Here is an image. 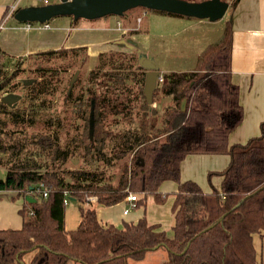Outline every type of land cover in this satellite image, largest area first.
Wrapping results in <instances>:
<instances>
[{"label": "trees", "instance_id": "obj_1", "mask_svg": "<svg viewBox=\"0 0 264 264\" xmlns=\"http://www.w3.org/2000/svg\"><path fill=\"white\" fill-rule=\"evenodd\" d=\"M225 1L230 3V18L221 39L199 55L195 69L164 76L160 92L163 98H171V104L166 106L160 125L152 115L154 111L148 113V102L142 90L145 104L137 127L118 134L105 130L102 125L108 115L128 117L132 114L127 107L129 99L126 102L123 97L128 95V82H135L137 75L133 67L127 65L124 53H101L97 57L89 85L94 87L100 80L102 93L98 94L92 86L88 91L96 106L94 141L81 143L85 155L92 157L94 167L97 162L112 166L115 161L130 156L116 184L104 181L102 173L91 169H63L59 173L46 168L42 172L43 166L37 161L34 163L32 155L20 159L16 149L21 148L22 152L24 146H18L13 134L3 130L1 125L5 122L0 120V153L10 155L5 177H0V192L16 193L11 198L24 199L19 210L22 227L0 229V264H27L25 256L30 253L33 257L29 264H130V260L141 261L159 248H165L168 253L165 264H259L253 236L264 231V123L259 137L246 144L230 145V135L243 122L244 109L240 103V88L232 73L231 19L239 0ZM136 10L149 9L136 8L120 18H127L128 13ZM80 49L83 48L48 50L38 55L50 62ZM131 51L139 52L134 46ZM39 71L41 77L46 78L50 69ZM12 79L0 70V93L9 88ZM32 81V95L44 94L50 88L46 80ZM23 82L26 86V81ZM20 101L13 93L0 101V112L11 115L14 124L25 123L24 108L34 105L29 102L20 107ZM184 101L185 110H182ZM16 103L15 110L8 109ZM149 115L153 117L149 119ZM4 136L9 144L4 143ZM57 140V137L54 141L37 140L35 146L39 153L51 157L52 165L60 162L64 167L70 150L58 146ZM108 142L113 145L111 156L107 152ZM190 155L230 157L224 170L208 175L209 180L214 176L222 178L220 189L211 185V193H205L198 183L181 180V165ZM168 181L178 184L171 207L173 237L159 224H149L146 216L137 222H123L121 226L103 224L99 220L97 206H116L130 193L138 197L135 208L145 207L148 195H152L157 204H164L167 197L159 190ZM41 187L46 190V197ZM66 194L70 201L81 204V222L72 231L66 228ZM27 196L36 202L27 201ZM92 198L97 199L95 204Z\"/></svg>", "mask_w": 264, "mask_h": 264}, {"label": "rangeland", "instance_id": "obj_2", "mask_svg": "<svg viewBox=\"0 0 264 264\" xmlns=\"http://www.w3.org/2000/svg\"><path fill=\"white\" fill-rule=\"evenodd\" d=\"M21 1L20 5L25 4H35V6L43 5V2L40 0H17ZM60 0H53V3H57ZM19 6V5H18ZM17 6V10H18ZM20 7V6H19ZM12 9V8H11ZM10 9V10H11ZM16 10V11H17ZM15 11V12H16ZM136 12H130L127 14L129 17L133 18V13H136L135 18V28H139L138 31L140 35L143 33L149 36L150 47L148 48V53L142 52L138 48L139 52H133L131 49L123 46L120 48H115L113 51L107 53H117L121 52L127 58V65L132 66V70L137 75V78L134 81L128 82V95L123 97L126 102L129 99V111L132 114L128 117L108 115L103 123V127L108 132L112 134H118L123 132L128 128H135L139 124L141 118L143 117L142 107L145 104L144 96L142 95V90L145 94L146 79L148 70L139 69L140 60L143 58L152 59L157 65V84L153 93L152 102H148L149 114L152 113L153 116L157 117L159 125L161 120L164 118L165 108L171 104V98L168 100L162 97L160 88L162 83L158 81L160 76H165L166 71H191L197 66L198 57L200 52L204 51L206 43H216L222 37L226 23L230 18V11L228 10L226 17L221 20H218L214 23H211L210 28H214L213 31L205 36L204 32L202 35L194 32L193 28H186L183 31V27L187 26H173L170 23L165 22L166 16L164 12L155 11V10H145L148 12L151 17L143 16L144 23L141 25L137 17H141L143 10H136ZM11 12V11H10ZM138 14V15H137ZM113 18H120L118 16H113ZM195 19L193 22H195ZM98 20V19H97ZM189 20V19H187ZM198 20V19H197ZM74 22L72 17L61 16L55 17L48 23L56 28L60 24L71 25ZM82 22H87L89 25L90 20L80 19L75 24H80ZM191 22V21H189ZM11 24H15L21 30L24 29L27 23H20L12 18ZM10 23L6 24L9 25ZM44 23V24H48ZM33 29L41 27L44 24L32 22L30 23ZM140 24V25H139ZM210 24V23H207ZM83 34L84 32L81 31ZM81 32L77 31V34ZM94 31L87 32L88 35L94 34ZM136 33V32H132ZM85 34V35H87ZM200 34V33H199ZM198 35V36H197ZM143 36V35H142ZM203 36V38H202ZM200 37L202 39H200ZM122 38L128 41L129 36L126 34L122 35ZM218 39V40H217ZM214 42V43H213ZM73 43L70 41V44ZM211 45V44H210ZM57 46V45H56ZM54 46V47H56ZM53 50V49H52ZM147 51V50H146ZM38 53L33 55H27L26 57L17 58L14 55L5 54L0 51V70L4 75L11 76L12 82L7 90H4L0 93V101L8 95V93H13V97H18L20 101L19 106L25 107L29 102H33L34 105H28L24 108L26 114L24 115L25 123L14 124L12 122L11 115L0 112V120H3L5 124H2L1 127L4 131L12 133L13 137L16 139L18 146L23 145V151H19L21 148L16 149L21 160L29 158L31 155V160L35 163L38 162L43 166L42 172L46 171V168L49 170L56 169L57 172L61 173L63 169L68 170H96L98 173L104 175V181L117 183L119 174L121 173L123 166L129 160V157L122 161H115L112 166H106L104 163L97 162L96 167L91 166L92 157L85 155L84 144L88 142L91 143L94 141V131L93 134H90V119L91 112L88 108L90 104V95L88 94L89 88H95L97 93H102V86L100 80L96 86L93 87V84L89 85V76L91 71L95 68L97 63V57L91 56L87 49L83 48L78 50L76 53L70 52L65 58H56L50 62L44 61L39 57ZM116 57L120 58L119 55ZM142 67V66H141ZM43 69H50L48 71L49 75L46 78H42L40 73ZM105 70H108L107 68ZM36 80V82H44L45 80L50 85V88L45 90L44 94H34L32 95V85H24L23 81ZM35 82V81H34ZM100 83V84H99ZM29 87V88H28ZM41 88L38 86V89ZM37 89V87H36ZM37 91H35L36 93ZM126 93V94H127ZM31 96L29 100L28 97ZM37 97V98H35ZM166 101H165V100ZM92 101V100H91ZM30 104V103H29ZM95 101H92V106ZM17 103L9 110H15ZM92 111V110H91ZM128 111V110H127ZM157 114V115H156ZM149 115V119L151 117ZM89 136V137H88ZM58 138L56 141L58 146L62 149L69 148L70 156L67 159L66 164L63 166L59 165L60 162L53 164L51 157L49 155H43L39 153L36 149L35 142L53 140ZM4 138V143L9 144V140ZM83 142V143H81ZM25 148V149H24ZM113 145L108 142L107 152L109 156L112 155ZM41 154V155H40ZM94 156V155H93ZM10 159L9 154L0 153V177H5V174L8 170V160ZM59 167L61 169H59ZM198 164L194 166L193 173L194 175L201 180L202 175L201 169L196 170ZM191 173L192 170L189 168ZM55 171V170H54ZM192 173V174H193ZM221 179L220 176H214L209 180L208 176L206 178L208 182V188L212 190V186L216 189H220V185L216 186L215 181ZM214 184H213V183ZM212 185V186H211ZM163 196H166V202L164 204H157L152 195L147 196L146 206L140 208L131 209V214H134L137 211H143L146 213L147 218L150 222L156 223L157 221L162 222L166 226L170 220L173 219L171 215V207L174 202V192L172 190H167L165 187H161L159 190ZM10 193V192H7ZM16 193H10L9 195L15 196ZM135 195V194H134ZM137 196V195H136ZM5 201H0V229H20L22 227V217L19 214V210L23 207L24 199L22 197L7 198L2 197ZM94 204V203H93ZM80 206L81 204L77 201H70L66 207V228L69 231L77 229L81 222L80 215ZM130 208V205H128ZM121 208H116L113 210V214L121 213ZM105 224V223H104ZM164 226V227H166ZM264 249V244L262 246ZM152 251L147 254L145 259L141 261L130 260V264H165L168 260L167 251ZM33 257V253L25 256L27 264ZM264 258V253H263ZM76 263V262H74ZM80 264V263H79Z\"/></svg>", "mask_w": 264, "mask_h": 264}, {"label": "crops", "instance_id": "obj_3", "mask_svg": "<svg viewBox=\"0 0 264 264\" xmlns=\"http://www.w3.org/2000/svg\"><path fill=\"white\" fill-rule=\"evenodd\" d=\"M17 2V0H0V22L3 20L6 10L9 8L11 9ZM20 4L21 1L19 2L20 7L18 6V9L35 6V4ZM10 11L11 10H9V14L3 20L2 26L0 27V51L7 55H14L17 58L52 49L60 50L73 48H86L91 56L98 57L101 53H107L115 50V48L123 47L124 45L118 42L125 40L122 38V35L126 33L129 36L127 42L131 46L141 49L142 52L146 54L150 47L149 36L144 33L142 34L143 36L140 35L138 32L140 27L137 29L135 28L134 16L136 13H139L137 11L132 14L133 18H131V15L127 18L119 19L108 16L98 20H92L89 25L86 24L87 22H79L80 24H75L76 22H73L71 25L60 24L58 27L53 28L48 23L49 27L42 25L35 29H33V27L28 29L26 25L22 30L18 26H15V24L10 23L15 14L14 12L11 15ZM143 16L151 17L148 12L143 11L142 16L138 18V20L141 19V25L144 23ZM192 19L194 20V18L188 17L166 16L165 22L173 26L187 25L183 27V31L186 30V28H193L195 29L194 32L198 33V35H202L204 32L206 36L210 30L213 31L214 28H210V25L214 22H210L206 19H195V22H193ZM231 20L233 26V80L240 88V103L244 109L242 124L229 138L230 145H234L246 144L250 139L259 137L261 135V125L264 123V0H239ZM8 23L10 24L6 26ZM77 31H83L84 34L82 32L77 34ZM89 31H94L95 33L88 35L87 32ZM132 32L136 33L132 34ZM202 38L200 37V39ZM220 38L221 37H218V39ZM70 41L73 43L70 44ZM210 44L212 43H206L204 50ZM201 53L202 51L200 54ZM166 72L168 74L181 71L169 70ZM166 99L168 100L169 98ZM229 163L230 157L228 155H190L181 165V180L183 182L194 181L200 185L205 193H211V189L207 187V176L210 172L224 170ZM197 164L198 167L196 170H202L201 180L193 173V171H195L194 166ZM189 168H191L193 174ZM221 183L222 178L215 181L216 186L220 185L221 187ZM162 186L167 190H172L174 193L178 190V184L172 181L165 182ZM10 193L0 192V198H10ZM0 201H5V199H0ZM127 204L129 205L125 200L113 207L97 206L99 220L103 224L121 226L123 222H137L144 216L147 217V211L143 213L142 210L134 214L129 212L128 215H124L123 211L128 208ZM121 207V213L113 214L114 209ZM171 215L173 219L170 220L169 218L167 226L159 221L152 223L148 218L147 220L151 225L159 224L170 237H173L172 227L174 225V215L172 211ZM253 243L257 253L258 263L264 264V249L262 248L264 244V231L253 236ZM162 249L166 251L165 248H159L155 251H162ZM69 264L79 263L71 262Z\"/></svg>", "mask_w": 264, "mask_h": 264}, {"label": "water", "instance_id": "obj_4", "mask_svg": "<svg viewBox=\"0 0 264 264\" xmlns=\"http://www.w3.org/2000/svg\"><path fill=\"white\" fill-rule=\"evenodd\" d=\"M230 7V3L225 0H205L192 2L188 0H60L57 3L40 6H29L18 9L14 14V19L20 23H48L55 17L69 16L75 21L80 19L97 20L108 16L122 17L126 12L145 8L160 11L178 16L209 20L216 22L225 17ZM127 48H133L126 40L118 42ZM140 65L148 70L145 94L149 103L157 84V65L154 61L143 58ZM33 81L25 83L30 85ZM184 101L182 110H185ZM95 123L94 104L91 111L90 134H93ZM27 201L36 202V199L27 196Z\"/></svg>", "mask_w": 264, "mask_h": 264}, {"label": "built area", "instance_id": "obj_5", "mask_svg": "<svg viewBox=\"0 0 264 264\" xmlns=\"http://www.w3.org/2000/svg\"><path fill=\"white\" fill-rule=\"evenodd\" d=\"M40 1H42L43 2V5H48V4H52L53 2V0H40ZM19 5V2H17L15 5H13L11 8V15L17 10V6ZM139 21H141V19H139ZM44 26L45 27H49V25L48 24H44ZM27 28L28 29H30L31 28V24L30 23H27ZM158 81L160 82V83H163L164 82V77L163 76H160L159 78H158ZM41 189L43 190L42 192H43V196L44 197H46L47 196V192H46V190L43 188V187H41ZM138 200V197L136 196V195H134L133 193H130L129 194V196H128V198L126 199V202H128L129 203V205H130V208H126L124 211H123V214L124 215H128L129 214V212H130V210L131 209H134L135 207H136V205H135V202ZM91 202L92 203H96L97 202V199L96 198H92L91 199ZM64 203H65V205H68L69 203H70V198L68 197V195L66 194V198H65V200H64Z\"/></svg>", "mask_w": 264, "mask_h": 264}]
</instances>
